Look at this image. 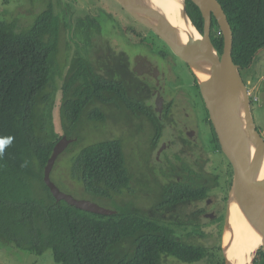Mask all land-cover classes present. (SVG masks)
<instances>
[{
    "label": "trees",
    "instance_id": "16d2710c",
    "mask_svg": "<svg viewBox=\"0 0 264 264\" xmlns=\"http://www.w3.org/2000/svg\"><path fill=\"white\" fill-rule=\"evenodd\" d=\"M218 1L233 29V60L256 92L257 77L251 65L264 49V0ZM187 12L204 33L202 12L191 0L187 1ZM59 23L53 4L25 33L14 32L0 20V138H14L0 156V238L37 255L51 250L54 264H160L164 255L199 261L203 257L200 250L182 246L170 234L151 230L157 225L131 206L115 204L118 214L104 216L77 209L66 201L57 202L52 196L44 182L45 168L62 138H50L49 117L40 107L50 102L51 58L59 49ZM213 26L217 36L214 44L222 53L224 40L218 36L221 33L216 19ZM83 62L73 66L64 86L65 109L72 124L79 122L89 102L86 96L92 95ZM76 81H80L77 97L69 99ZM97 87L101 92L103 86ZM73 165L87 194L112 198L129 185L118 141L83 148ZM124 245L126 254L119 250ZM255 264H264L263 251Z\"/></svg>",
    "mask_w": 264,
    "mask_h": 264
},
{
    "label": "flooded vegetation",
    "instance_id": "af4514ba",
    "mask_svg": "<svg viewBox=\"0 0 264 264\" xmlns=\"http://www.w3.org/2000/svg\"><path fill=\"white\" fill-rule=\"evenodd\" d=\"M92 2L79 19L88 17V10L102 11L100 0ZM122 9L124 18L117 8L104 11L118 22L125 20L118 34L103 30L96 21L101 15L90 19L101 38L94 36L88 50L73 47V61L66 64H70V77L73 66L84 61L92 86L91 97L86 96L89 124L94 133H101L94 144L118 141L130 177L129 185L112 198L88 195L117 214L115 204L131 206L157 225L151 230L170 234L182 246L203 253L197 262L164 255L160 264H221L222 260L225 264L223 235L234 171L220 146L198 80L164 40ZM240 73L243 76L241 67ZM99 84L103 89L98 94ZM110 93L111 97L118 93L120 109L105 98ZM75 95L76 90L68 97ZM113 110L120 117L112 115Z\"/></svg>",
    "mask_w": 264,
    "mask_h": 264
},
{
    "label": "water",
    "instance_id": "95a60500",
    "mask_svg": "<svg viewBox=\"0 0 264 264\" xmlns=\"http://www.w3.org/2000/svg\"><path fill=\"white\" fill-rule=\"evenodd\" d=\"M116 1L138 22L164 40L189 65L197 78L220 146L234 171L223 235L225 264H232L226 236L234 225L242 228L247 239L257 247L251 259V264H255L258 253H264V215L256 203L257 198L264 194V138L254 121L249 87L240 73V66L233 60L234 34L223 6L218 0H191L201 10L205 21L202 34L187 12L189 0H184L183 17L194 31L191 35L164 25L157 10L152 13L156 20L150 21L146 10L148 6L142 0ZM213 17L224 38L222 55H219L212 41ZM75 141L77 139L63 137L57 142L45 168V184L57 202L66 201L92 214H117L92 201L77 200L63 193L52 181L57 159Z\"/></svg>",
    "mask_w": 264,
    "mask_h": 264
},
{
    "label": "rangeland",
    "instance_id": "374dc122",
    "mask_svg": "<svg viewBox=\"0 0 264 264\" xmlns=\"http://www.w3.org/2000/svg\"><path fill=\"white\" fill-rule=\"evenodd\" d=\"M93 4L92 0H0V20L3 21L9 29L16 33L28 32L34 25L40 13L47 9L48 5L53 4L56 9V14L59 15L62 25H60V49L56 56L51 58L53 64V74L48 94L50 95V102L48 105H41L40 111L45 110L48 118V135L53 140L60 139L67 136L68 138H78L77 142L71 143L68 148L59 156L52 171V181L57 187L65 194L73 196L77 200L92 201L102 207H108L105 202L95 201L91 198L82 186L76 174H74V161L83 148L94 144L99 140L95 136L101 133H94L92 126L89 124L88 109L86 108L81 115L78 123L72 124L68 119L65 109L66 96L64 93V86L69 78V62L71 63L74 58L73 47L88 50L90 48L89 42L95 36L101 38L97 30L94 31L91 27L90 19L100 16L96 20L102 24L103 30L111 33H119L121 26L123 27L125 20L118 22L116 17L106 15L104 11L112 8H117L121 12V17L124 18L122 13V6L116 0H100L98 4L104 5L102 11L100 9L94 12L87 11L86 18L79 17L87 9H91L87 4ZM64 5V6H63ZM75 10L72 12L73 9ZM81 7V8H79ZM122 9H120V8ZM66 8V11L64 10ZM83 8V9H82ZM66 13V14H65ZM88 22V24H87ZM86 24V26H85ZM68 27V30L66 26ZM87 27V31H86ZM71 39L72 48L69 46V38ZM122 36V35H120ZM73 37V38H71ZM264 49L259 52L257 57L253 60L251 70L254 72H261L260 75L264 76ZM244 76V74H243ZM245 80H249L245 74ZM77 85L70 89L69 96L76 90ZM250 88L251 86L248 85ZM99 94V93H98ZM115 97H111L113 93L105 96L108 100H113L110 104L120 109L122 106L121 101L115 93ZM106 95V94H105ZM99 96H104L103 94ZM258 100H254V98ZM71 99V97H68ZM73 98V97H72ZM252 112L255 124L264 138V79L259 82L256 92L252 96ZM124 110V108H123ZM112 115L120 117V112L113 110ZM122 114V113H121ZM125 113H123V116ZM104 136V133L102 134ZM108 138H115L108 137ZM42 191V190H40ZM119 250H125V245L120 246ZM0 264H54V257L51 250H47L42 255H37L27 250H22L16 247L14 242L0 238Z\"/></svg>",
    "mask_w": 264,
    "mask_h": 264
},
{
    "label": "bare ground",
    "instance_id": "6f19581e",
    "mask_svg": "<svg viewBox=\"0 0 264 264\" xmlns=\"http://www.w3.org/2000/svg\"><path fill=\"white\" fill-rule=\"evenodd\" d=\"M147 7V16L150 21L153 19V11L160 12L161 22L170 27L181 31L182 33L194 34L192 27L183 17L184 0H142ZM259 199V201H258ZM258 208L264 215V194L256 200ZM240 228V227H239ZM233 226L226 236L227 248L229 250V258L232 264H251L252 256L257 247H255L248 239L243 229Z\"/></svg>",
    "mask_w": 264,
    "mask_h": 264
},
{
    "label": "clouds",
    "instance_id": "9594fccd",
    "mask_svg": "<svg viewBox=\"0 0 264 264\" xmlns=\"http://www.w3.org/2000/svg\"><path fill=\"white\" fill-rule=\"evenodd\" d=\"M246 84L251 86L249 88V91L252 92V96H253L254 89L252 87V83L250 81H248V83H246ZM13 139H14L13 137L0 138V156H3L5 149L8 148L9 146H11Z\"/></svg>",
    "mask_w": 264,
    "mask_h": 264
},
{
    "label": "crops",
    "instance_id": "0c3cea01",
    "mask_svg": "<svg viewBox=\"0 0 264 264\" xmlns=\"http://www.w3.org/2000/svg\"><path fill=\"white\" fill-rule=\"evenodd\" d=\"M263 71H264V69H262ZM255 74L254 75H256V80L254 81L256 84H257V86H258V84H259V82L260 81H262L263 79H264V76H262V75H260V71L258 70V72H254Z\"/></svg>",
    "mask_w": 264,
    "mask_h": 264
},
{
    "label": "built area",
    "instance_id": "2783aa9c",
    "mask_svg": "<svg viewBox=\"0 0 264 264\" xmlns=\"http://www.w3.org/2000/svg\"><path fill=\"white\" fill-rule=\"evenodd\" d=\"M251 93V95H252V92H250ZM255 100H257V99H255Z\"/></svg>",
    "mask_w": 264,
    "mask_h": 264
}]
</instances>
